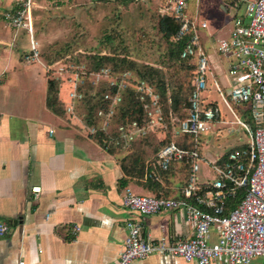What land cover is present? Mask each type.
I'll list each match as a JSON object with an SVG mask.
<instances>
[{"label": "built area", "instance_id": "2783aa9c", "mask_svg": "<svg viewBox=\"0 0 264 264\" xmlns=\"http://www.w3.org/2000/svg\"><path fill=\"white\" fill-rule=\"evenodd\" d=\"M31 1L27 0L16 11L8 10L4 17L11 28H23L29 34L31 50L25 57L26 62L41 63ZM236 1L244 6L246 19L235 17L232 35L216 45L220 66L229 78L227 84L218 79L201 39L200 32L207 24L188 13L186 0L164 1L163 15L173 16L180 23L173 41L184 43L181 59H194L197 64L185 119L174 113L166 118L158 91L148 81L135 78L130 70L117 73L106 67L88 73L71 60L47 66L58 88L65 86L69 90V104H66L69 114L75 113L78 103L87 108L97 106L94 121L87 130L94 138H104L102 145L106 151L128 154L138 141L149 135L162 133L165 140L170 132L174 140L161 148L155 167L168 172L175 164H190L188 182L180 197L141 196L126 188L123 205L144 216L163 210H182L193 227L192 237L173 243L162 237L154 242L150 236H142L138 224L128 221V236L118 264H132L151 255L162 262L166 256H173L196 264H252L256 258H264V0ZM210 86L247 132L250 142L212 161L216 181L199 184L196 176L202 159L201 136L221 120L215 102L206 103L205 94ZM131 93L142 106L145 123L128 118L124 122L117 121L126 96ZM231 103L242 109L241 119ZM246 113L251 122L244 119ZM179 138L182 142H177ZM185 142L187 146L183 145ZM242 190L244 194L239 202L229 208L228 200L239 198ZM8 231V226L0 222V238ZM78 232L80 227L76 226L74 240Z\"/></svg>", "mask_w": 264, "mask_h": 264}, {"label": "crops", "instance_id": "0c3cea01", "mask_svg": "<svg viewBox=\"0 0 264 264\" xmlns=\"http://www.w3.org/2000/svg\"><path fill=\"white\" fill-rule=\"evenodd\" d=\"M214 1L222 6V12H206L202 18L200 9L190 12L186 0L188 13L207 24L200 32L201 39L218 79L227 84L229 78L220 66L216 45L218 37L232 35L234 24L226 15L231 7L241 6L236 0ZM25 2L0 0V222L9 228L0 238V264H118L128 236V221L138 224L142 236H150L154 242L162 237L171 243L191 238L193 227L182 210L144 216L123 205L126 188L136 195H155L149 183L151 174L158 176L169 197H180L190 171L175 165L166 181L156 167L147 165L144 175L127 176L122 167L126 155L106 151L88 134L87 106L76 104L74 114L66 111L69 90L65 86L59 88L61 110L49 108L47 66L54 54L44 56L42 52L46 62L39 63L43 75L36 63L25 60L31 50L27 30L11 28L4 17L8 10L16 11ZM31 3L34 24L38 3ZM39 32L37 43L43 45L45 26ZM76 226L80 232L74 240ZM132 264L196 263L173 256H166L162 262L151 255Z\"/></svg>", "mask_w": 264, "mask_h": 264}, {"label": "rangeland", "instance_id": "374dc122", "mask_svg": "<svg viewBox=\"0 0 264 264\" xmlns=\"http://www.w3.org/2000/svg\"><path fill=\"white\" fill-rule=\"evenodd\" d=\"M45 1H47V6L44 9V0H36L38 6L36 5V21L34 23V36L37 42H39L41 37V32L39 31L44 26L45 31H47V34H44V44H39L41 61L45 62V59L42 58V52L45 53L44 56H49L50 53H53L60 58L72 54V62L81 65L80 68L88 70L87 72L89 73L106 67L94 68L96 66L95 61H85L82 58L85 56L83 54L114 53L118 56H129V59L139 64L143 70L148 67L157 68L166 78V81H169V85L173 83L174 87L178 86L177 82L179 83L180 81L182 83L186 79L181 74L182 72L179 73L174 68L175 63L170 60L167 54L168 43L159 31V21L161 15H163L162 10L165 0H144L142 2L134 0ZM188 4L190 12L194 11V9H200L202 18H204L203 14L206 12L218 11L220 13L223 9L214 0H201V2L199 0V4H197V0H188ZM236 14L242 19H246L244 6L235 9L231 7L229 15L226 16H228L232 25ZM218 38L222 40L228 37ZM68 59L70 60V57ZM69 60L64 62H69ZM35 63L36 67L43 71L44 75L43 67L38 62ZM108 66L111 68L112 65L108 64ZM113 70L118 73L125 72L128 69L119 67ZM131 71L135 78L146 80L142 79L136 70L132 69ZM154 80L157 82L158 78L155 77ZM152 86L160 94L164 111L169 108V112L174 113L170 107L171 101L163 100L157 85ZM209 89L207 102L214 101L217 103L216 106L220 110L221 120L220 123L211 125V128L213 127L211 129L212 133L209 130L203 134L202 140L204 143L201 140L203 157L200 160V170L196 176L199 184L213 183L217 179V175L211 167V157L214 159L219 158L230 150L248 145L250 142L249 135L238 124L236 117L224 104L219 93L212 86ZM171 92L172 89L170 88L168 97H170ZM231 106L241 119L242 116L239 112L242 109L233 103H231ZM163 137L162 133L154 134L151 136L147 148L137 146V150L143 152L145 160L151 163L155 161L156 154L161 147L160 141ZM263 263L264 258H256L252 264Z\"/></svg>", "mask_w": 264, "mask_h": 264}, {"label": "trees", "instance_id": "16d2710c", "mask_svg": "<svg viewBox=\"0 0 264 264\" xmlns=\"http://www.w3.org/2000/svg\"><path fill=\"white\" fill-rule=\"evenodd\" d=\"M179 28H180V23L173 16L161 15V19L159 21V31L162 34L163 38L168 43L167 54L169 55L170 60L173 61V63H175L174 68H176L177 72L179 73L182 72L181 74H183L186 78L184 82L182 83L180 81L179 83L177 82L178 84L177 87H174L173 83L169 85V81H166V78H164L161 71L158 70L157 68L148 67L146 70H143L139 64L130 60L129 56H118L114 53L113 54L112 53L110 54H106V53L105 54L103 53L86 54L85 53L83 54L85 56H83L82 58L85 59V61L87 60L88 62L95 61L96 66L94 68L96 69L102 66L110 67L108 66V64H110L113 66V67L111 66V68L113 69H118L119 67H121V68H125L128 70L130 69V71L132 69L136 70L138 72V75L142 79H146V81L148 80L151 85H157L161 93L162 99L165 101L170 100L171 101L170 107L172 111L181 119H185L188 115V110L190 109L189 99H190V95H191L192 88H193L192 82L195 78V73L197 71V64L194 59H189V60L181 59V52L183 50L184 43L183 42L176 43L173 41V38L176 35V33L179 31ZM69 57H70V60L73 61L72 54L64 58H60L59 56L55 55L49 59L51 62L50 64L55 63L60 60H63V61L69 60L68 59ZM87 57H89V59H87ZM155 77L158 78L157 82L154 80ZM170 88L172 89V92L170 93V97H168V90ZM131 96H133L132 93L131 95L128 94L126 96L124 107L118 113L117 121L124 122V120L128 118V119H137L141 123H145V120L143 118V113H142L143 112L142 106L139 105V103H137L135 99L132 98ZM48 106L54 112H59L61 110V103L59 99V88H58L57 83L53 80H49L48 82ZM95 107L97 106L94 105L93 107H88L87 121L89 124H92V122L94 121L93 113H94ZM169 111H170L169 108L168 109L166 108V110L164 111L166 118L170 117L171 112ZM244 119L246 120V122H251L249 113H246L244 115ZM152 135H149L148 137L138 141L133 147V149L128 154H125L126 156L125 158H123L122 167L125 170L127 176L131 174H135V173H137L136 175L138 176L144 175L145 168L147 165H150L151 168L152 167L155 168L154 164H156V162L158 161V154L161 148L164 145L170 144L174 140L173 139L174 137L169 132L167 134L166 139L160 141L161 147L156 154L155 161L152 162L153 164L150 161H148L149 163L147 164V160H145V158L143 157V152L137 150L138 149L137 146H141L140 148H143V147L147 148ZM95 139L101 145L104 142V138H102L101 136H98ZM185 141L187 142V139H185ZM177 142H182V141L179 138L177 139ZM186 142L183 143L184 146H187ZM110 153H120V152L119 150H111ZM224 158H226V156H224ZM175 165H178V164H175ZM181 166L185 168L186 173L190 171L189 163H183L181 164ZM155 169L160 171L161 177H163L166 181L168 180L169 178L168 176L169 174H171V169L168 172H163L158 168H155ZM188 177H187L186 184L188 182ZM149 183H151L153 191L156 192L154 196L171 198L169 197V194L161 188L162 184L160 183L158 176L151 174V176L149 177ZM243 192L244 190L240 192L239 198L228 200L229 208H231L233 205H236L239 202L241 196L244 194Z\"/></svg>", "mask_w": 264, "mask_h": 264}]
</instances>
